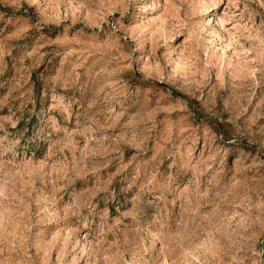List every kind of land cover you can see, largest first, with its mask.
I'll return each mask as SVG.
<instances>
[{
    "label": "rangeland",
    "instance_id": "1",
    "mask_svg": "<svg viewBox=\"0 0 264 264\" xmlns=\"http://www.w3.org/2000/svg\"><path fill=\"white\" fill-rule=\"evenodd\" d=\"M0 264H264V0H0Z\"/></svg>",
    "mask_w": 264,
    "mask_h": 264
}]
</instances>
